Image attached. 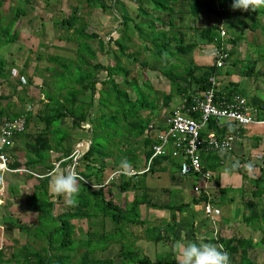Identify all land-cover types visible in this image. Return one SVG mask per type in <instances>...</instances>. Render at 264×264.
Wrapping results in <instances>:
<instances>
[{"label": "trees", "instance_id": "16d2710c", "mask_svg": "<svg viewBox=\"0 0 264 264\" xmlns=\"http://www.w3.org/2000/svg\"><path fill=\"white\" fill-rule=\"evenodd\" d=\"M86 2L89 8L94 7V3H98L99 6L106 10L108 7L104 5L100 0H83ZM151 4V6H145L143 4V0H135L136 8L134 9L135 13L133 17L130 18L134 19V32L131 33L136 34L138 38L141 40V45L144 49L149 48L150 53H147L151 60L155 63H160L162 60L167 59V54L164 55L165 51L168 53V49H170L174 54L180 55V53L186 54L187 52L192 51L197 44H217L220 46L223 41L219 35V25L223 24L225 27H228L226 23H228V19H234L233 16L237 12L243 11H235L232 9L231 5L233 0H191L192 2L188 3V0H162L166 3V6H163V2L158 0H147ZM187 2L188 3V11H183L182 9L178 12L171 4H175L177 2ZM1 2V1H0ZM24 4H28L29 0H22ZM12 10V18L10 19V24H15L19 17L22 15L23 8L19 6H15L11 8ZM199 12H204V15L209 19L214 21L215 23L211 25L202 26L200 28L193 27L192 20L189 25V29L192 32L191 40L188 43L186 42L185 34L182 31H179L180 27H176L175 34H177L178 38L176 39L174 34L170 35L167 40L159 41L158 39L151 40L149 36V31L153 29L150 24H140L141 19L143 18H161L160 14L164 13L168 17H172L173 15H178L179 21L183 20V15L190 14V16L194 18H199ZM159 13V14H157ZM232 14L231 16H229ZM229 17V18H228ZM122 20L127 19V16H121ZM129 18V17H128ZM221 18L225 20L222 21ZM168 22V21H167ZM166 22V23H167ZM58 29H61L64 36L62 37L63 40H73L75 37V41L78 44V49H75V54H77L78 62H77V70L79 72L73 73L69 67L74 66V63H65L67 66L63 68L68 71L69 76L66 79H63L59 76V72H55V77L59 76L61 78V84L55 83L54 87H52V91H48L45 95V99L47 102L39 100L41 103H44L42 109L38 110L37 114L31 115L30 112H20L19 114L25 115L26 117V129L25 132L17 136L20 138V141L23 140L25 136L28 135V128L33 124L42 123L43 128L40 131L41 135H48L51 133L49 130L54 124L60 126L61 120L64 118L71 119V127L72 130L79 129L83 122H88L91 125L90 128V145L89 148L82 154L81 162L84 163L83 171H79V175L89 180L91 178H95L98 181H90L95 182L93 184H82L79 182V194L77 196V206L81 210H75V206H69L68 204L65 205V210L62 213H56L54 210L55 204L61 201L62 196L58 197V200L54 204V198L50 194H47V186L49 184L50 178L45 179H36L38 181L33 182V186H29L28 189L33 190L32 195H28L25 198V203L28 205V208L35 213L36 222H34V226L27 227L26 225L22 224L21 219L18 217H10L6 215L4 220L7 218L8 222L14 225L20 232L24 234H28L26 236L30 237L32 235V229L36 228L38 230V234L34 235V240L40 242L42 245L39 246L38 249L32 248L29 244L22 245V250H24L23 256L21 254L12 253L11 257L7 259L5 262L7 264H115L113 259L102 258L98 256L97 253L106 252L111 246L119 245V254H117L116 258L121 260L120 264H164L166 260H151L149 256L142 255L140 256V249H138L135 245V232L133 227L142 228L141 233L144 235L143 238H146L151 244L158 245L160 243L167 245L168 243L173 241V234L176 223L173 222L172 218L169 222H164L159 226L153 224L152 227L148 224L149 223L144 219H141L140 216V209L139 206L143 203L145 204L144 200H140L138 197H134V199L125 206H120L114 199V194L112 193L111 183L107 185L108 187L105 189L103 186L100 185L99 178H101L102 172L107 168V166L112 169L113 171H117L120 169L121 162L127 160L130 164L135 163V157H129L132 160L124 159L121 160L120 156L115 154L114 151L110 148L111 146H115L117 143L116 138L113 135H106L101 143L96 140V136H98L97 131H99L100 127H97L95 124L98 123L99 117L95 120L93 115V111L95 113V109L93 106L95 105L96 109L98 103H107L108 101H112L111 91L107 93V91L112 90L115 95V100L117 106H119L122 110L123 108L129 104H131V99L129 98L127 92L120 88V86L114 81L112 78L113 76H120L126 78L129 72L133 69H138L137 66L143 68L142 73L147 69H154L155 71L161 72L167 79L170 81L171 90L176 93L181 99L187 98L192 93H201L202 91L209 89L211 84L208 82L209 78L213 73H215L214 66L207 67V72L195 75L196 72H200L204 67L192 66L187 70L185 73L181 75H174L172 72H164V69H167V62L159 67V69L147 67V61L139 59V51L134 49L129 50L128 47L126 49H122L119 56H124L127 60V65L123 68L122 65L113 64V65H106V64H97L94 66L89 65V72L83 71V66H88V58H93V56L83 55L81 53V42L85 39H91L96 37L94 33H87L85 31V24L78 17V12L74 9L73 14L68 17L62 18L60 20H56L54 22ZM161 25L164 23L159 20ZM8 24L7 26H9ZM125 25L122 21L121 25ZM127 24V22H126ZM153 24V23H152ZM169 24H171V19H169ZM144 27L148 28V32L144 31ZM170 29L172 26H169ZM129 27L125 28L124 36L119 37L118 39H109L110 43L119 44L121 42H125L127 37L126 34ZM72 29L73 32L69 33V30ZM151 29V30H150ZM16 31L14 34L9 38L3 40L0 37V40L4 41L3 44H12L16 41ZM74 35V37H72ZM131 36V37H132ZM199 38L200 41L196 40ZM144 39V40H142ZM238 41V39H232L230 42ZM129 43L130 39H129ZM172 44L169 46V44ZM135 43L131 45L134 46ZM137 45V44H135ZM81 48V49H80ZM110 52H108L109 54ZM88 54H93L91 51ZM230 54V53H229ZM130 59V62L128 60ZM50 61H54V58L50 59ZM63 62V61H62ZM165 64H167L165 66ZM1 69L0 75L3 76L2 67L4 65V61L1 60L0 62ZM133 68V69H132ZM49 69V68H47ZM99 69H105L107 71V78L109 83L111 84L110 89L105 90L102 88L99 90L98 96H95L97 91L94 87L95 81H92V74L94 71ZM92 70V71H91ZM139 70V69H138ZM253 70V69H252ZM83 71V73H82ZM61 73H64L62 71ZM249 74V72H247ZM54 77V78H55ZM105 81L104 83H108ZM52 85V86H53ZM147 87V88H146ZM145 88L147 90H151L152 88L150 85H147ZM134 89V88H133ZM137 89V88H136ZM50 92V94H49ZM3 98V96H1ZM226 98V100H229ZM163 107L167 106L168 100L167 96H163ZM150 98L144 99L140 102H134L132 106H129L132 110L136 109V113L142 109H149L154 110L156 108V104L149 101ZM137 101V100H134ZM216 102H220L217 100ZM108 104V103H107ZM109 105V104H108ZM86 110V111H85ZM264 111V108L262 109ZM28 113L30 114L28 116ZM133 113V112H132ZM136 113H133L134 116L129 118H136L135 121L131 120L129 122L131 129L126 131L127 135H124L125 141L129 138H138L143 135L145 129L147 127V121H141L139 118L140 116ZM27 114V115H26ZM264 114V113H263ZM3 115V112L0 111V117ZM20 115H17V117ZM101 116L106 117L107 113L101 114ZM115 118V117H114ZM139 118V120H138ZM105 119V118H104ZM103 119V121H105ZM124 120H127L124 117ZM40 121V122H39ZM106 120L105 123L107 124V129L111 128L116 124L118 121L116 119ZM40 123V124H41ZM110 124L111 127H110ZM104 133V132H103ZM104 135V134H103ZM71 134H65L63 137L59 136L58 141L64 142V140H69V146L66 147L67 149H63L59 147H55L56 149L48 148V145H45L46 150H55L62 152L61 155H58L54 160L59 161L61 159L67 158L72 148L70 145H73L74 139H71ZM126 141V142H127ZM23 143V142H21ZM147 143V141H145ZM20 143L15 142L14 148L17 149ZM126 144V143H125ZM151 144V143H150ZM148 143V145H150ZM152 145L147 149L145 153L146 159L149 158L152 154L151 150ZM13 148V150H14ZM31 148L34 149L33 155L29 151H25V156L27 157L26 162L24 165H20L19 162L13 159V162L8 164V167L11 169L19 168V166L30 168L35 167L37 165L46 166L49 170L53 169L50 162H46L48 159L43 155V152H39V150L31 145ZM15 151V150H14ZM10 151V154L13 156L15 154ZM36 152V154H35ZM34 156V157H32ZM11 160V159H10ZM111 160V165L107 164V161ZM97 164V165H96ZM96 165V167H95ZM80 170V169H78ZM245 175H241V178L244 179ZM134 178V177H133ZM133 178H129L128 180L122 179L118 183V193H124L127 190H135L138 188L136 183L132 182ZM251 181V182H249ZM248 184L250 187H253L252 190L253 196L255 197L256 201L260 202V199L264 196V173L260 170V176L255 177L254 179H248ZM82 184V185H81ZM114 184V182L112 183ZM215 184L218 189V197L212 201L217 202L219 199L224 200V196L227 192L233 188L231 186L228 187H221L219 181H215ZM32 185V184H31ZM257 188V189H256ZM9 193H15L16 189L14 186H9ZM194 199L195 203L205 202L206 199L204 196H195ZM245 197V196H244ZM247 200H243L241 203L245 208H252L254 204H256L255 200H251L250 198H246ZM220 202V201H219ZM27 208V209H28ZM172 206H161L159 210H170ZM180 212V211H179ZM257 214V212H256ZM261 216L264 217V213L261 212ZM78 219H84L86 221V231L84 233L75 234L76 225L73 221ZM246 219V218H245ZM11 221V222H9ZM135 238H138L137 235ZM236 241L238 246L241 248L243 260L245 259L246 251L244 249L246 242L245 241ZM136 247V248H135ZM83 249L84 251L79 253V251ZM155 251V250H154ZM79 253V254H78ZM77 254V255H76ZM2 255V251H0V256ZM21 256L23 259L20 260ZM1 261L2 258L0 257ZM174 264V263H173Z\"/></svg>", "mask_w": 264, "mask_h": 264}, {"label": "rangeland", "instance_id": "374dc122", "mask_svg": "<svg viewBox=\"0 0 264 264\" xmlns=\"http://www.w3.org/2000/svg\"><path fill=\"white\" fill-rule=\"evenodd\" d=\"M0 1H1L0 2V37H2L3 40L7 38L10 39V37L14 34V31H18L22 34V37L19 39V41L21 42V45H19L18 43L5 45L3 44L4 41L0 40V57L4 59L5 64H7L6 62L14 61L15 55L20 53L21 56L17 58L20 61L21 58L22 60L25 59L24 54L27 55L28 48L32 49L31 51L34 54L30 57L33 58L35 56V59H30L29 61L31 67L30 66H25V67L18 66V68L21 69L23 72V75L21 77L20 75L17 76L18 79L23 81L22 84H20L21 85L20 88L16 89L17 91L14 89L15 95H17V99H18L17 105H19V107L16 106L15 109L18 111L20 110V108H24L25 111L28 108H30L31 109L30 114L35 115L38 113L37 112L38 110L43 108L44 103L39 102V100L42 99V101L45 102L46 100L45 95L47 94L48 91H52V87L55 86L53 85L54 83H52L53 79L50 77L47 78L45 76L46 72L48 71L46 67L53 66V68L49 71V76H52L54 72H57V67H58V64L60 63L56 59V57H54V55L71 57L73 60L76 59V54L74 52L75 49L62 50L60 47V45H63V48L67 47V49H70L72 47L76 48V41H75L74 35H72V37H74L73 40H70L69 43L68 41L59 40L61 37L64 36V34L62 30L58 29L57 25L54 23L56 20H60L62 18L68 17L71 14H73L74 9L77 10L78 17L81 18V20L85 24L86 26L84 27L85 30L88 33H94L96 35V37H93L92 40L81 42V46L83 49L81 48L80 49L83 55H89L88 51L90 50L93 51L97 43L98 48L100 47V50L98 51L101 52L98 57V59L100 60L105 55L104 54L105 49L109 50L111 46V50L108 55V58L110 59V61L116 60L117 62H119V65L120 66L122 65V67L124 68L127 65V62L124 56H119L120 55L119 51L122 52L123 48L124 49L127 48L126 43L129 42V39H130L131 44L133 42L137 44V46L135 44L134 46L129 45L130 48L134 49V51L138 49L139 59L147 61L148 63L147 67L156 69V67L162 66L163 68L164 67L163 64L167 62L169 65L165 64V66L167 65V69L163 68L165 70L164 72H170V73L172 72L174 75H177V74L181 75L185 73L187 70H189V68L192 66V64L187 59V54L186 55L184 53H180V55L174 54L170 49L167 50L168 53L163 51L164 55L167 54L168 60L167 59L162 60L160 63H155L151 60L150 57H147L148 56L147 53H150L149 50H147L149 48L146 47V49H144L141 45L140 38H138L136 34H133V36L131 35V33L134 32L133 25H134L135 20L133 18L131 19L130 17L131 16L133 17L135 13L134 9L137 6L135 0H100L102 3H104L106 7H108L106 10H103L99 6L98 3H94V7L89 8L86 2L83 0H29L27 5L21 2L22 0H0ZM159 1L163 2L162 0H158V2ZM190 2L192 1L188 0V3ZM149 3H150L149 1L143 0V4L145 6H149V5L151 6V4ZM188 3L178 1L177 3L171 4V5L173 7L175 6V9L178 10V12L181 9L183 11H186V10L188 11ZM162 5L166 6V3L163 2ZM15 6H19L23 8V11H22L23 13L15 24L13 23L10 24V19L12 18L11 8ZM201 14H204V12H199L200 17H201ZM123 15L127 16V19L122 20L121 16ZM178 15H173L172 17H168L164 13H161L160 14L161 18L160 17L158 19L155 18L154 20L150 18L148 19L143 18L141 19L140 24H144V23L150 24L151 27H153V29L152 30L150 29L151 31H149V36L151 40L158 39L159 41H164V40H167V38H169V36L172 34H174L175 38L177 39L178 36L177 34H175V31H176L175 25L179 24L180 22L179 21L180 17ZM239 16L236 17V19L234 20L228 19V23H226L228 27L221 26L222 31L225 33V35L223 36L221 32L219 33L220 38L223 41V43H221L220 46H217V44H204V43L203 44L209 48H213L214 50L226 51L228 47L230 50H232L233 56H231V58H228V60L225 61V66L228 67L229 73L231 74V76H233V78L231 79L239 83L237 91L241 92L242 95L244 96L243 97L239 95L241 96L242 99L250 100V97L252 96L251 94L254 93L255 90L257 91L256 93L258 94L261 93L260 95L261 98H264V77L258 74V72L264 73V34L262 35L263 37L261 36V34H257L254 36L253 39L255 40L254 42H256L255 44L252 43L248 39V37L244 38L243 42L242 41L230 42L232 39L239 38V37L242 38L241 37L242 33L243 32L246 33L248 31V28H250L249 26L253 25L252 22H248L246 17L244 18L242 15H239ZM200 17L194 18V19L191 17V20H192L191 26L200 28L204 26V24L211 25L215 23L214 21H210V20L206 21L205 20L206 16L204 17V23H203V20H201ZM169 19H171V24H169ZM159 20H161L164 23V25H161V23H159ZM122 21L125 25L123 24L121 25ZM186 22L189 23V20L186 19ZM259 23H262V22L259 21ZM259 23L257 24L258 28L260 25ZM8 24L10 25L7 26ZM169 26H172V28L170 29ZM127 27H129L127 30L129 34H126L127 37H124V39H126L125 42H121V44H119L120 47H118L117 44L114 46L113 43H110V46H107L108 40L110 38L112 40V38L114 39V37L116 36L123 37L124 36L123 34L125 32L124 30ZM143 29L144 31L146 30V32H148L147 27H144ZM72 32L73 30L70 29L69 33H72ZM244 36L245 34L243 35V37ZM34 38L36 39V42L34 41ZM196 40L200 41L199 38H196ZM185 43H188V42H185ZM231 43H235L236 45H232L233 46L232 47L230 46ZM241 43L245 44V46H241L240 45ZM171 45L172 44L170 43L169 46ZM239 46H240V50H239ZM55 48H58V49H55ZM38 57H41L40 60H38ZM52 57H54V62L56 64L54 63L49 64V62H47L49 60L48 58L52 59ZM1 58H0V62L2 60ZM259 60L263 62V65L261 64V62H259ZM207 61L208 63H206V65L212 64V62H210L211 59ZM128 62H130V59L128 60ZM229 62L236 63V67L238 70L229 68L231 67V66H228ZM253 64H254V67H252ZM137 67L139 70L132 68L133 70L129 72L130 75L127 77V79L130 80L129 86L131 87V88L128 87L129 91L128 90L127 91L129 92L128 94L130 95V97L133 98L129 106H132L134 102H140L144 99H148V97L150 98L149 101H151L152 103L158 106H161L162 96H164V94L166 93H169L171 89L168 79L160 75L154 69H147L146 71L142 73L143 68H141L140 66H137ZM69 68L70 70L72 69L71 71H74V69H77V65L74 63V66L69 67ZM0 69H1V65H0ZM252 69L256 73L253 74ZM59 70H62V69H59ZM65 70L64 69L62 70L64 71V73H59V76L63 79H66L69 76V73H68L69 70L66 72ZM222 70L223 68H217L216 69L217 74L222 75ZM246 71L249 72L248 75L245 74ZM76 72H79V70L73 73H76ZM204 72H207V68L201 69V74ZM59 76H56L55 80H56V83L58 82L60 85L61 78ZM34 77H36L37 79H34ZM40 78L42 80L38 81ZM120 80L121 79L116 78L117 82H120ZM37 82H40L39 86L38 85L35 86ZM8 83L18 84V82L16 83L14 78H10ZM147 85H150L152 89L147 90L146 89ZM120 87L127 88V85L126 83L123 82L120 84ZM130 89L133 90V92ZM0 91L2 95L4 93L6 95L8 94L9 97H12L13 98L12 103L17 102L15 95L13 96L9 90L4 89L3 91L2 90ZM110 91H111V97L113 100L107 102L109 105L106 102L98 103L97 104L98 109L95 108L96 115L94 116V118L96 120L99 117V119H98V123L97 124L94 123V125H96L97 127H100L99 131H97L98 136H96L97 137L96 140L98 141L100 140L99 143H101L104 137H106V135H113L114 137L112 138H116L117 144L122 145V143L125 141L124 135H126V131L131 129L129 122L131 120L135 121V119H137L138 117L137 116L136 118H129L131 116H134L133 113H136L137 108L132 110L128 105H126L122 110L119 106H117L116 101H114L115 95L113 91L109 90L107 91V93ZM248 92L250 95H247V98H246L245 96ZM228 93H229V90L227 91L226 94ZM234 94L236 95V93ZM95 96H97V94ZM134 100H137V101H134ZM174 102L175 100H172L171 104L165 107L164 109L165 112H169L172 109ZM1 103L3 104L6 102H1ZM157 108L155 109L157 110ZM24 110L22 111L24 112ZM18 111L16 113H18ZM105 112L107 113V116L106 117L101 116V114H104ZM16 113H11V114H16ZM30 114L28 113V116ZM136 114L142 115L139 112H137ZM124 117H126L127 120H124ZM103 119L105 121L116 119L118 122L114 124L113 127H111L112 124H110L111 128L107 129V124L105 123V121H103ZM61 121H62L61 125L58 126L54 124L49 129L51 133L46 136L41 135L40 133V131L43 128V124L40 121L39 122L41 124L36 123V126H33L30 129V133L31 135H34V136L38 135L39 137H41V138H38L36 142L38 141L45 142L47 141V138H48L49 140L48 148H51V149H56L55 147H59V146L60 148L67 149L66 147H68L70 143L68 139L64 140V142L58 141L59 136L63 137L65 134H71L73 136L71 139H74L75 144L77 141L83 138L85 141L84 144L89 145L87 141L89 140V136H90V133L88 132L90 126L88 124L83 125V127L80 129L72 130L71 119L67 118ZM109 121L108 123H110ZM34 136L33 138H35ZM251 142H254V141L251 140ZM74 143L73 145H75ZM73 145H70V147H72ZM15 148H14L15 151L12 149L11 152L14 151V153L15 154L17 153L18 156H20L22 159L23 155L18 153L19 151H17ZM113 151L114 153H116L115 150ZM61 153L62 152L60 151L57 152L58 155H61ZM57 154H53L48 151L43 152V155L47 157V159L49 155L56 156ZM9 156L11 155L9 154ZM55 162L56 161H53L51 165L53 168H54ZM81 164H82L81 167L83 169L84 163L81 162ZM65 168L66 166L60 167L58 170L55 171V173L51 172L50 176H48V174L45 173L44 171H40V173H37V176L39 177H35V178L41 179L42 176L44 175L45 176L42 179L50 178V177L52 178L54 175L61 173L62 170L64 171ZM219 170H222V169H218V168L216 169V171H219ZM110 172L113 173L114 171L107 166V168L104 171V174L106 176L108 175L107 178L109 177V174H111ZM11 175H16L15 177H21V178L27 176V175H19V174H11ZM13 178H14L13 176H6V174H4L2 176L3 181H0V251H2V255L0 257L2 258V261H4L1 264H7L5 261L11 257L12 253L21 254V256H23L24 250H22L21 246L24 244H29L34 249H38L39 246L42 245L40 242L34 240L35 238L34 235L38 234V230L40 228L39 229H37V227L33 228L31 232L33 236L28 237L26 236L28 234H24L23 232H20L14 225H12L11 223H7L8 222L7 218L4 220L6 215H8L9 217L10 215H12V217L14 216V217H18L19 219H21L22 224L26 225L27 227L34 226V222H36L37 215L33 213L30 210V208H28V205L25 203L26 196L32 195L33 190L31 189V187L30 189H28V185L26 186V181H22V180L15 181ZM107 178L106 180L104 179L105 181H103L101 184V186H103L105 189L108 187L107 185H110L107 181ZM81 182L84 185L86 184L84 181H81ZM87 183L92 184L88 181ZM118 183H119V179L117 178V180L115 179L114 184H111L112 192L115 191V194H117L119 191L117 189ZM8 185L15 187L16 189L15 193H9ZM31 186H33V184ZM247 189H249V184H246V190ZM46 191H47V194H50L52 198H54V204H55L58 198L50 190L49 184L47 186ZM248 198H250L253 201L254 200L256 201L255 197L252 195H249ZM116 201L122 207L125 204V202L122 201V199L120 200V196L116 198ZM263 201L262 199L260 202L256 201L255 202L256 204H254L251 209L245 208L244 210L241 209L238 212V217L241 216L242 213L245 211H246V215H249V218L245 219L246 223L244 224L246 227L250 229H255L258 227L264 228V217L261 216V212H263L264 210ZM66 204L67 202L65 200V197L62 196V199L59 202V204L58 203L55 204L56 205L54 207L55 212L62 213L66 208L65 207ZM240 205L243 207L241 202H240ZM75 210H81V209L79 208V206L76 205ZM254 212H257V214H254ZM141 216L144 217L145 220L146 219L148 220L150 218L148 213L144 215L141 214ZM235 221L236 220H233L232 223H235ZM73 223H75L76 225L75 234L82 233V232L84 233V231H86L87 223L84 219L75 220L73 221ZM149 223H152V222L149 221ZM163 223H164L163 221H160L158 223L155 222V223L148 224V225L152 227L153 224L156 226H159L160 224H163ZM177 224L178 223L176 222V225ZM133 228L134 230H136L135 237L136 235L138 237V238L134 237L135 245L141 246L140 250H138L140 251L139 252L140 256L142 255L152 256L153 253L156 255L158 254V256H161V254L169 253V251L161 250V247L158 248L157 245L151 244V242H149L146 239L145 240L148 242H143L142 239L144 235L141 233L142 228H139V227H133ZM262 233L264 235V231L261 229V233L259 234H262ZM152 247L155 249V251L156 250L158 251L152 252ZM259 248H261V251H264V241L259 244ZM83 251L84 250L81 249L79 253ZM118 252H119V245H115V246H111V248H109L106 252L104 253L99 252L97 253V255L101 256L102 258L114 257L115 260L114 259L113 260L115 264H119L121 260H118V258H116ZM21 256H19L20 260L23 259ZM174 258H175L174 260H177L176 252H174ZM150 259L154 260V258L153 259L150 258ZM171 260H172L171 257L166 256L165 262L170 263ZM249 263L251 262L249 261ZM19 264H22V263H19ZM174 264H178V263L174 262Z\"/></svg>", "mask_w": 264, "mask_h": 264}, {"label": "crops", "instance_id": "0c3cea01", "mask_svg": "<svg viewBox=\"0 0 264 264\" xmlns=\"http://www.w3.org/2000/svg\"><path fill=\"white\" fill-rule=\"evenodd\" d=\"M235 11H241V10H235ZM231 15L232 14H230L229 16H231ZM239 15H242L244 18L246 17L248 22H252L253 25L249 26L250 28H248V31L246 33L245 32L242 33V35H241L242 38H240L238 36L239 38H235V39H238V41L243 42L244 38L248 37V39L252 43L255 44L256 42H254L255 40L253 39L254 36L257 34H261V36H262L264 34V32H263L264 31L263 30L264 29V7L257 8L255 10V12H253L251 10H249L247 12H244V11L243 12H237L233 15L235 17L234 19H236V17H238ZM204 17H205V15L201 14L200 19L203 20V23H204ZM239 17H241V16H239ZM182 18L184 21H180L179 24H177L175 26L180 27L179 31H186L185 32L186 33L185 34V38H186L185 40H186V42H189L191 40L190 38H191L192 32L190 33V31H188V27H189L190 23L186 22V19H188L189 22H191L190 14H185V15H183ZM234 19H232V20H234ZM205 20L209 21V19L207 17H205ZM221 20L224 21L225 19L221 18ZM210 21H212V20H210ZM259 21H261L262 23H259ZM258 23L260 24L259 28L257 27ZM186 25H188V26H186ZM204 26H205V24H204ZM15 33H16L17 37H16V41L14 43H18L19 45H21V42L19 41V39L22 37V34L18 31H16ZM244 34H245V36L243 37ZM119 37L120 36L114 37V40L118 39ZM92 39L93 38L85 39L84 41H89ZM59 40L67 41V40H63L62 37ZM34 41L36 42L35 38H34ZM14 43H12V44H14ZM68 43H69V41H68ZM126 44H127L128 49L131 50V48L129 46L131 44L129 42H127ZM232 45H236V44L231 43L230 46H232ZM240 45L245 46V44H243V43H241ZM107 46H110L109 40H108ZM114 46H115V44H114ZM60 47L62 50H73L74 49L73 47L70 49H67V47L63 48V45H60ZM77 47H78V44L76 43V49H78ZM205 47H207V46H204L203 44L199 43V44H197V46L192 51L186 53L187 59L192 64V66H198V67H204V68L211 67L212 64L206 65V63H208L207 60L211 59L210 62H213L214 59H212V56L207 55V53L210 52V49H207ZM55 49H58V48H55ZM31 50L32 49L28 48L27 55L24 54L25 59L22 60V58H21L20 61L17 59L19 56H21L20 53L15 55V57L12 55L15 58L14 61L6 62L7 64H5V60L0 57L4 61V65L2 67V72H3L2 75L3 76L0 75V90L3 91L4 89H7L11 92V94L13 96L15 95L14 89L16 90V89L20 88V86H21L20 84H22V82H23L17 78L18 75H20V77L23 75L22 70L19 69L18 66H21V67L30 66L31 67L29 61H30V59H35V56L33 58L30 57V56L34 55ZM98 50H100V47L98 48L97 43H96V47H94V50L93 51L90 50L93 54H89L90 56H93V58H91V59L88 58V60H87L88 66L86 65V66L82 67L83 71H86V73L89 72V65L94 66L97 64H106V65L118 64V62L116 60L110 61V59L108 58V55H109L108 52H110L111 46H110L109 50L105 49V52H104L105 55L103 54L104 56L100 60L98 59V57H99L101 52H99ZM136 50H138V49H136ZM239 50H240V46H239ZM90 51H88V53H90ZM229 51H230V54L228 55V58H231V56H233V53H232V50L229 49ZM54 57H56V59L60 62L58 64V67H57V72H59V73L62 72L63 68L67 67L65 65V63H76L77 64V62H78L77 54H76L75 60H73L71 57H67V56L64 57L61 55H59V56L54 55ZM54 57H52V58H54ZM40 58L41 57H38V60H40ZM48 59L49 60L47 62H49V64H51V63L56 64L54 61H50L51 58H48ZM60 60H62L63 62ZM64 61H65V63H64ZM126 62H127V60H126ZM259 62H261V64L263 65V62L261 60H259ZM228 66H231L229 68H232L234 70H238L236 67V63L229 62ZM252 67H254V64ZM47 68H49V69L46 72L45 76L47 78L48 77L52 78L53 79L52 83H55V80H54L55 79L54 78L55 72L52 76H49V71L53 68V66H48V67H46V69ZM221 68H223L222 75L217 74V72H216L217 67L215 68L216 73H213L211 75V77L215 81V87L214 88H215L216 93H217L218 97L220 98V100H222L221 98L226 100L227 97H232L233 95H235L234 93H236L237 96H239V95L243 96L241 92L237 91L239 83L231 79V78H233V76H231V74L229 73L228 67H226L224 64V67H221ZM59 69H62V70H59ZM156 69L158 70L159 67H156ZM75 70L77 71V69H75ZM83 71H82V73H83ZM252 71H253V74L256 73L254 70H252ZM158 73L160 75L164 76L161 72H158ZM199 73L201 75V71L196 72L195 75H197ZM245 74L248 75L247 71L245 72ZM258 74H260V75H262V77H264L263 72H258ZM129 75L130 74H128L127 77ZM127 77L123 78L120 76H113L112 78L114 79V81H116V78L121 79L120 82L116 81V83L119 86L123 82L126 83L127 88H124V87H120V88L125 90V91H127V90L129 91L128 87L129 88H131V87L129 86L130 80H128ZM164 77H166V76H164ZM10 78H14V80L16 81V83L18 82V84H9L8 82H9ZM34 79H37V78L34 77ZM41 80L42 79L40 78L38 81H41ZM107 80H108L107 71L105 69H99V70L93 72L92 81H95L94 87L96 88L97 96L99 94L98 91L101 90L102 88H105V90L110 89L111 84ZM105 81H107L108 83L105 84L104 83ZM39 83L40 82H37V84H35V86H37V85L39 86ZM169 83H170V81H169ZM144 88H142V89H144ZM170 88H171V85H170ZM228 90H229V93L226 94ZM128 91H127V94L129 93ZM131 91L133 92V90H131ZM256 92L257 91L255 90L254 93L251 94L252 96L250 97V100L246 99V101L251 106L263 109L264 108V98H261V96H260L261 93L258 94ZM0 94H1V91H0ZM16 94H17V92H16ZM164 95L167 96V100L169 101L167 106L171 104L172 100H175L174 105L172 106V109L169 112H165V110H164L165 107H167V106L163 107V99H162L161 106L156 105V108L159 107V108H157V110L156 109H154V110H149V109L139 110V113L142 114V115H139L140 116L139 118L141 119V121H144V122L147 121V127H146L143 135L141 137H138V138H129L128 141L127 140H126L127 142L124 141L122 143V145H118L116 143L115 146L110 147L112 150L116 151L115 154L119 155L121 160H124V159L132 160L129 157H135L136 158V160H135L136 162L130 164L131 165L130 169H143L144 167H146L147 162L150 158L149 157L146 159V157H145V153L147 152V149L151 145L156 143L157 135L166 129V127H167L166 121H167L168 117L170 116V114H171L172 110L175 108V106H177L181 100V98L176 93H174L171 89H170L169 93H166ZM247 95H250L249 92L246 94V96H245L246 98H247ZM1 96H3V98H1ZM128 96L131 100L133 99L132 97H130L129 94H128ZM15 98L17 99V95H15ZM162 98H163V96H162ZM12 99L13 98L9 97L8 94L6 95L3 93V95L2 94L0 95V100H1L0 101V111L3 112V115L0 117L1 120L2 119H14L17 117V115H21L18 113L23 112L22 110H24V108H20L19 111L15 109L16 106L19 107V105H17L18 99H17L16 103L15 102L12 103ZM1 102H6V103L2 104ZM45 102H47V100H45ZM95 108L96 107L94 105L93 109H95ZM260 109H259V112L264 113V111L263 110L260 111ZM17 111H18V113H16ZM11 113H16V114H11ZM93 115H95L94 111H93ZM258 115H260V114H258ZM64 119H67V118H64ZM85 124H88L91 128V125L88 122L87 123L83 122L81 124L80 128H82L83 125H85ZM33 126H36V124H34V125L32 124L28 128V130L26 131V132H28V135L25 136L22 141H20V138L16 139V144H17V142L20 143L16 150L19 151L18 153L23 155L22 159L20 156H18L17 153L13 154V156L9 153L11 155V156H9V158L11 159L10 163H12L13 159H14V160H16V162H19L20 165H24L26 162V159H27V157L25 156V151H29V152L31 151L30 152L31 154H29L30 156L33 155L32 152L35 151L34 149L31 148V145L35 146L39 150V152L48 151V152L53 153V154H57V152H59V151H55V150H46L45 145H48V143H49L48 138H47V141H45V142H41V141L36 142L37 139L41 138V137H39L38 135H36L37 137L34 135H31L30 129ZM90 128L88 131L89 133H90ZM227 131L233 132V134L235 135L232 151L227 152V153H222V154H217V153H213V152L202 153V156H201V160L203 162L202 164L204 166V169L212 173L213 178H212L211 183H210V188H214L213 192L215 193V196L218 195V189H217V186L215 184V181H219L222 188L228 187V186L233 187L224 196V198H223L224 200L219 199L217 202L213 201L215 209L212 211V213L210 215L205 214V212L203 211L204 205L202 203H195L194 202V199H196L195 196H197V195L194 194L193 188L195 187V185H197L199 183L203 187V183H201V180L198 179L197 176H185L184 177L179 173L178 167L181 164V162L183 161L182 156H178L177 158H171L169 156L154 158L150 163V169L148 172H145L143 174H139L138 176H135L134 178L132 177L133 178L132 182L136 183V185L138 186L137 189L127 190L126 192H124L122 194L121 193L115 194V191L112 192L114 194L115 201H116V198L118 196H120V200L122 199V201L125 202L124 206L128 205L134 199V197H138L140 200H144L145 204L143 203L142 205L139 206L140 216H141V214L144 215V214L148 213L150 216V218L148 220L151 221L152 223H155V222L158 223L160 221L169 222V221H171V218L173 219V222L178 223L177 225H179V226L176 225V227L173 231L174 232V234L172 236L173 241L171 240V242L165 246L162 243L157 245L158 248L161 247V250H167V251H169V253L168 254H161V256H158V254L156 255L153 253V255L149 256V257L152 259L154 258V261L162 260V259L166 260V256H168V257H171L172 260L170 263L166 262L164 264H171L174 262L178 263L177 254H176L177 260H174L175 259L174 258V252H175L174 244L176 243V241L183 239L185 242H188V241L200 242L201 240H203L204 242H207V243H213V244H216L218 246H222L223 250L226 251L229 255L230 264H264V251H261V248H259V244L264 241L263 233L262 234H259V233H261V229L264 231V228L258 227L255 229H250V228L246 227L244 224V223H246L245 218L246 219L249 218V215H246V211L243 212L242 215L238 217V212L241 209H243V210L245 209L244 206L242 207L240 205V202H242L243 200L248 198L249 195L253 196L252 190H254V188L250 187V185H249V189L246 190V184H248V182H246V181H248V179H254L255 177L260 176V170H262L264 173V125H249L247 127L236 129V128H234V126L231 123H227L221 132H227ZM33 136L35 138H33ZM72 137L73 136H71V138ZM90 138H91V134L89 136V140L87 141L89 145L91 143ZM251 140H253L254 142H251ZM145 141H147V143H145ZM21 142H23V143H21ZM84 143H85V141L83 138L81 140L77 141L76 144L74 143L75 145H73L71 147L72 148L71 153L73 152V149L75 148V146L77 144H83V146L81 148V154H83L89 148V145H87V144L85 145ZM148 143L149 144L151 143V144L148 145ZM71 153H70V155H71ZM7 154H8V152H7ZM35 154H36V152H35ZM58 154L56 156H50L49 155L48 160L46 162H48V163L50 162V164L52 165L53 161H55L54 159L58 156ZM32 157H34V156H32ZM81 157H82V155L79 157V169H80L79 171H83V169L81 167V165H82L81 164ZM67 158H64L62 160H66ZM62 160H59V161H62ZM236 160H239L241 165L251 163L253 165L252 170L249 172L245 168L241 167L234 174H230L228 176H225L224 175V169L230 168L232 163ZM107 164L110 166L111 160H109L107 162ZM63 166H66V168H67V162H64ZM95 167H96V165H95ZM19 168H25V167L19 166ZM217 168L222 169V170L216 171ZM28 169H31L35 173H40V171H44V172L49 171L50 168L48 169V167H46V166L37 165L35 167H30ZM104 171L101 174V178H99L100 185L102 184L103 181L106 180V178L108 176V175L106 176L104 174ZM62 172H63V170H62ZM53 173H55V171ZM110 173L112 174V172H110ZM4 174H6V176H13L14 177L13 179L15 181H18V180L19 181H21V180L26 181V186L28 185V188H29V186H31V184H33L34 181H38V180H36L37 178H35L34 176H31V175H28L26 177L21 178V177H15L16 175H11L13 173L2 172L1 170H0V175H1L0 181H3L2 176ZM111 174H109L107 181H114V180L110 179ZM241 175H245L244 176L245 178L242 179ZM48 176H50V175H48ZM50 179H51V177H50ZM122 179L128 180L129 178H120L119 181ZM84 180L88 181V182L98 181V180H95L94 177L89 179V180H86V179H84ZM11 181H13V180H11ZM90 183H92L93 185L97 184L95 182H90ZM112 183L113 182H111V184ZM9 186H11V185H8V187ZM215 196H214V198H216ZM261 199L263 201L264 196ZM261 199H260V201H261ZM172 201H174V202H172ZM166 205L172 206V208L170 210L155 209V208H159L161 206H166ZM263 213H264V210H263ZM254 214H256V212H254ZM141 219H144V217L141 216ZM148 220L146 219L147 222H149ZM233 220H236L235 223H232ZM255 231H257V232H255ZM145 239L146 238H143L142 241L148 242ZM236 241H240V242L245 241L246 242L244 249L242 248V250H245L247 252L244 260H243V256H242V251L240 250L241 248L238 246V243H236ZM113 246H115V245H113ZM136 247L140 249L141 246H136ZM154 250L155 249L152 247V252H154ZM156 251H158V250H156ZM118 254H119V252H118ZM108 259H114L115 260L114 257H109ZM245 260H247V261H245ZM249 261L251 263H249Z\"/></svg>", "mask_w": 264, "mask_h": 264}, {"label": "built area", "instance_id": "2783aa9c", "mask_svg": "<svg viewBox=\"0 0 264 264\" xmlns=\"http://www.w3.org/2000/svg\"><path fill=\"white\" fill-rule=\"evenodd\" d=\"M221 34L225 35L223 31ZM208 49L210 52L207 55L212 56V59L215 58L212 64H215L217 68L223 67L227 55L213 48ZM208 82L211 84L209 89L201 93H192L187 98L181 99L172 110L166 121V129L157 135L156 143L151 147L152 154L144 169H129L126 173L117 170L111 174L110 179L148 172L151 161L156 157L177 158L182 156L183 161L178 167L179 173L184 177L197 176L201 180L203 187L199 183L195 185L193 192L197 196L206 198L208 203L205 205V212L211 214L214 208L209 201L215 195L214 188H210L213 176L211 172L204 169L201 160L202 153L222 154L232 151L235 135L229 131L221 132L227 123L240 129L249 125H263L264 117L258 118L257 109L247 105L246 101L237 95L230 97L229 100L223 98L220 100L214 88L213 78H210ZM217 100L220 102H216ZM25 127V115L0 120V169L7 173L39 177L37 173L28 168L11 169L8 167L10 158L7 152L14 147L16 136L22 134ZM77 145L65 162H67V168L72 166L79 175V157L83 144ZM63 161L55 162L54 168L45 173L50 175L51 172L59 169ZM81 181L87 183L84 179Z\"/></svg>", "mask_w": 264, "mask_h": 264}, {"label": "clouds", "instance_id": "9594fccd", "mask_svg": "<svg viewBox=\"0 0 264 264\" xmlns=\"http://www.w3.org/2000/svg\"><path fill=\"white\" fill-rule=\"evenodd\" d=\"M231 7H232L233 10H241V11H244V12H247V11L251 10V11L255 12V10L257 8L264 7V0H233ZM221 26H224V25L223 24L219 25V29H220L219 32H222V27ZM188 31L191 32V30L189 28H188ZM185 32L186 31H182V33H185ZM191 36H192V34H191ZM205 48L208 49L209 47H205ZM221 52L227 55V58H226V60H227L228 59V55L230 53L229 47L227 48L226 51H221ZM213 63H214V60H213ZM211 66H214V68L217 67L215 64H212ZM210 78H212V77H210ZM234 96H236V95H234ZM239 97H241V96H239ZM245 101H246V99H245ZM246 103H247V105H249L247 101H246ZM249 106H251V105H249ZM252 107H254V106H252ZM255 108L257 109L258 114H260V115H258V118L264 117V114L259 112L260 108H257V107H255ZM30 110L31 109L28 108L24 112H30ZM260 111H262V109H260ZM25 129H26V127H25ZM19 135H17V136H19ZM17 136L15 138L14 145H15ZM11 150H9V151H11ZM9 151H8V156H9ZM65 161L66 160H64L60 164V167L64 165ZM241 167L245 168L247 171L250 172L252 170V168H253V165L251 163H248V164H245V165H241L240 161L236 160V161H234L232 163L230 168H225L224 169V175L228 176L230 174H234ZM130 168H131L130 163L127 160H124V161L121 162L119 170H121L122 172L126 173ZM149 169H150V167H149ZM134 170H137V169H134ZM139 170H141V169H139ZM135 176H138V175H135ZM135 176H133V175L132 176H121L118 179H120V178H130V177H135ZM82 179L83 178L80 177L77 174L75 169L72 166H69L63 172L54 175L50 179L49 187H50V190L53 192V194H55L57 197L64 196L65 200H66V202H67V204L69 206H76V204H77L76 197L79 194V182ZM115 179L117 180V178H114L112 180L115 181ZM114 181H108V183L109 182L111 183V182H114ZM91 186H93V185H91ZM215 197L217 198L218 195H216ZM216 198L213 197L209 201V204L214 209H215L214 202L212 200H214ZM201 203L204 205L203 211L205 212V205H206V203H208V201L201 202ZM263 204H264V201H263ZM205 214L206 215H210V214H207L206 212H205ZM174 250H175V252H176V254L178 256V264H230L229 255H228V253L226 251L223 250L222 246H218V245L213 244V243H207V242H204L203 240H201L200 242H195V241L185 242L183 239H181L179 241H176V243L174 244Z\"/></svg>", "mask_w": 264, "mask_h": 264}]
</instances>
